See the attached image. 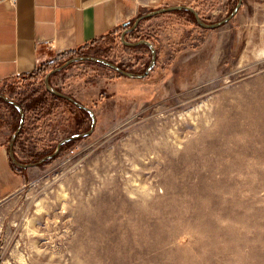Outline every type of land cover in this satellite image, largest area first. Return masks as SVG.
Wrapping results in <instances>:
<instances>
[{
	"label": "rangeland",
	"instance_id": "rangeland-1",
	"mask_svg": "<svg viewBox=\"0 0 264 264\" xmlns=\"http://www.w3.org/2000/svg\"><path fill=\"white\" fill-rule=\"evenodd\" d=\"M238 1L162 0L128 26L174 4L215 23ZM263 19L250 0L216 27L184 12L156 14L81 54L142 73L151 49L128 42L149 39L157 60L146 76L88 59L50 74L49 85L90 106L96 123L39 165L15 164L16 188L0 198V264H264ZM46 75L5 89L17 98L33 86L51 91ZM36 113L29 109L17 143L21 162L92 126L66 100L49 98ZM2 129L9 147L15 130Z\"/></svg>",
	"mask_w": 264,
	"mask_h": 264
},
{
	"label": "crops",
	"instance_id": "crops-1",
	"mask_svg": "<svg viewBox=\"0 0 264 264\" xmlns=\"http://www.w3.org/2000/svg\"><path fill=\"white\" fill-rule=\"evenodd\" d=\"M161 1L0 0V82L32 72L53 54L101 37ZM250 3L264 14V0ZM16 180L9 147L0 145V198L15 190Z\"/></svg>",
	"mask_w": 264,
	"mask_h": 264
},
{
	"label": "water",
	"instance_id": "water-1",
	"mask_svg": "<svg viewBox=\"0 0 264 264\" xmlns=\"http://www.w3.org/2000/svg\"><path fill=\"white\" fill-rule=\"evenodd\" d=\"M242 5V0H239L237 5L235 6V8L232 10V12L226 17L224 18L223 20L219 21V22H215V23H206L201 17L200 15L198 14L197 10L193 7V6H190V5H186V4H174V5H169V6H164V7H160V8H156L154 10H149L143 14H140L139 16H137V18L135 19V21L133 22V24H131L130 26H127L124 30V33L125 32H128V31H131V30H134L139 22L144 19L145 17H149V16H153V15H156V14H160V13H164V12H168V11H172V10H176V9H188V10H191L195 16H196V19L197 21L205 26V27H216V26H219L221 25L222 23H224L225 21H227L228 19H230L232 16H234L236 14V12L238 11V9L240 8V6ZM125 24L127 25L128 22H125ZM139 43H146L149 45L150 49H151V55H152V58H151V61H150V64L149 66L147 67V69L142 72V73H137V74H134L133 72L131 71H128L122 67H120L119 65L105 59V58H102V57H97V56H89V55H80V56H74L72 58H69L68 60H66L65 62H63L62 64L54 67L53 69H51L47 75H46V84H47V87L55 94L61 96V97H64L68 100H70L71 102H73L74 104H76L78 107L80 108H83L85 110H87L91 117H92V126L90 128V130L86 131V132H83V133H77V134H73L71 136H68V137H65L64 139H62L55 151L43 158H41L40 160L36 161V162H21L20 160H18L17 156H16V153L14 151V144H15V140L17 138V135L19 134L23 124H24V121H25V111L22 107V105L20 103H18L17 101L13 100L11 97H9L8 95L6 94H3V93H0V97L4 98L5 100H7L8 102L14 104L19 112H20V122H19V125L17 127V129L14 131V133L12 134L11 138H10V141H9V156H10V159L11 161L14 163V164H17L19 166H23V167H28V166H32V165H39V163H41L42 161H44L45 159L47 158H51L53 157L61 148V145L63 143H65L66 141L70 140V139H73V138H76L78 136H83V135H86V134H89L90 132L93 131L94 129V126H95V123H96V116H95V113L93 111V109L88 106V105H85L83 103H81L80 101H78L77 99H75L74 97H72L71 95L65 93V92H62L60 90H57L55 88H52L49 83H48V78L50 76V74H52L53 72L61 69V68H64L65 66H67L68 64L74 62V61H78V60H84V59H88V60H95V61H98V62H101V63H104L108 66H110L111 68L119 71L120 73L126 75V76H129V77H138V78H142L144 76H146L149 71L152 69V67L155 65L156 63V60H157V50H156V47L154 45V43L152 41H150L149 39H140V40H137V41H133V42H128V44L130 45H136V44H139Z\"/></svg>",
	"mask_w": 264,
	"mask_h": 264
},
{
	"label": "trees",
	"instance_id": "trees-1",
	"mask_svg": "<svg viewBox=\"0 0 264 264\" xmlns=\"http://www.w3.org/2000/svg\"><path fill=\"white\" fill-rule=\"evenodd\" d=\"M168 12H170V11H168ZM171 12H177V13L184 12V13H186L188 15L193 14L195 16V14L191 10H188V9H176V10H172ZM195 18H196V16H195ZM128 25L129 24L120 25L118 28L110 31L109 33H107V34H105V35H103L101 37H105V36H107V35H109L111 33L118 32V30H120L121 28L124 29ZM136 30H137V28H136ZM136 30L131 31L130 33L136 32ZM101 37L94 38L93 40H91L89 42H85L84 44H82V45H80V46H78L76 48H72V49L60 52L55 58L44 60L43 62H41L36 67L35 70H33L30 73L20 74V75L15 76L14 78H12L10 80H6V81H3V82H0L3 85V86L1 85L2 87H0V92H2L4 94H8L10 97H12L16 101L20 102V104L22 105V107H23V109L25 110V113H26L24 124H23V126H22L19 134L17 135L16 140H15V144H14L15 153H17V149H16L17 143H18L19 139H21V137L24 134L25 129H26V125H27V121H28V116L27 115H28L29 109H33L34 112L36 110L37 113L35 115L37 116L39 112L44 110V104L47 103V100L49 98L54 99V100H66V101H68V102H70L72 104H74V103L71 102L70 100L64 98V97H61V96L49 91L47 88L40 89L39 87H36V86H33L30 89H27L26 92H22L21 95H23V96L21 98H17V97H15V95L12 94L14 92V91H11L12 88L10 89V91L5 89L6 82L14 83L13 81H23L27 77H38V76L42 77L45 74H47V72L50 71L52 68L62 64L67 59L72 58V57H74L76 55L86 54V51L83 50V49L86 46H88L92 42H95L96 40H98ZM137 39H140V37L137 38ZM128 47L133 48V49H138V48L148 49L149 45L146 44V43H139V44H136V45H128ZM29 90H32L31 93L30 92L27 93V91H29ZM30 98H32V101H35L34 102V104L36 103L35 107H32V105H34V104H30L29 103V99ZM0 105H3V107L5 109V110H2L0 112V129H2L4 125H8V126L11 125V126H13L12 130H16L18 125H19V122H20V112H19L18 108L14 104L8 102L7 100H5L2 97H0ZM74 105H76V104H74ZM78 109L80 111H82L83 113L87 114V111L85 109L80 108V107H78ZM7 112H10V114H11L10 117H8L5 114ZM88 116L89 115L87 114V117H85V118L88 119ZM33 117L35 118V116H33ZM0 145H6V143L1 141ZM28 153H29L28 155H33L32 154L33 152H32L31 149H28ZM12 167L14 169L16 167V165L13 162H12Z\"/></svg>",
	"mask_w": 264,
	"mask_h": 264
}]
</instances>
